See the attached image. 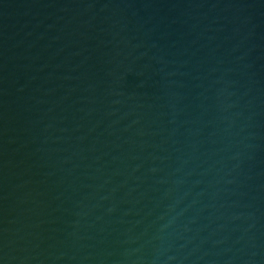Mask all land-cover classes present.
<instances>
[{
    "label": "water",
    "instance_id": "obj_1",
    "mask_svg": "<svg viewBox=\"0 0 264 264\" xmlns=\"http://www.w3.org/2000/svg\"><path fill=\"white\" fill-rule=\"evenodd\" d=\"M0 264H264V0H0Z\"/></svg>",
    "mask_w": 264,
    "mask_h": 264
}]
</instances>
